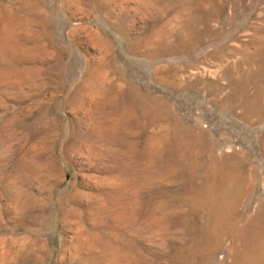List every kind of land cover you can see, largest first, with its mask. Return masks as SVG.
<instances>
[{
    "label": "rangeland",
    "instance_id": "1",
    "mask_svg": "<svg viewBox=\"0 0 264 264\" xmlns=\"http://www.w3.org/2000/svg\"><path fill=\"white\" fill-rule=\"evenodd\" d=\"M0 264H264V0H0Z\"/></svg>",
    "mask_w": 264,
    "mask_h": 264
},
{
    "label": "bare ground",
    "instance_id": "2",
    "mask_svg": "<svg viewBox=\"0 0 264 264\" xmlns=\"http://www.w3.org/2000/svg\"><path fill=\"white\" fill-rule=\"evenodd\" d=\"M23 55V54H22ZM18 56H20V55H18Z\"/></svg>",
    "mask_w": 264,
    "mask_h": 264
}]
</instances>
